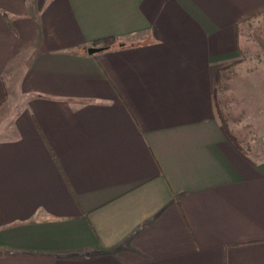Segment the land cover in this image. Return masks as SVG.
Here are the masks:
<instances>
[{"label":"crops","instance_id":"obj_1","mask_svg":"<svg viewBox=\"0 0 264 264\" xmlns=\"http://www.w3.org/2000/svg\"><path fill=\"white\" fill-rule=\"evenodd\" d=\"M261 21L264 0H0V264H264L262 145L218 91L264 117Z\"/></svg>","mask_w":264,"mask_h":264},{"label":"rangeland","instance_id":"obj_2","mask_svg":"<svg viewBox=\"0 0 264 264\" xmlns=\"http://www.w3.org/2000/svg\"><path fill=\"white\" fill-rule=\"evenodd\" d=\"M260 23L261 24L258 27L259 31H256L254 36L252 37V39L256 43L258 42L255 36L264 38V21H261ZM253 55L254 54L250 53L248 55L249 58L247 59H253ZM254 59L264 60V52L260 53L259 57ZM252 71L253 70H250L249 72ZM255 71V73H259L260 77L264 78V68ZM227 88L229 89L230 86L227 85ZM259 88V92L264 95V85L260 84ZM227 90H221L220 86L218 88L219 103L221 107H223L224 105L223 112L225 113V116L222 117L224 119V122L228 127L234 128L235 131L238 129V133L240 134V136L254 134L256 136V139L259 140L260 144L262 145L260 149L258 148L255 150L257 153L260 152L264 157V117H257L255 115H252V103L250 102L252 96L251 91H246L244 87V90L242 89L239 91L241 93L240 97H236L234 89L233 92Z\"/></svg>","mask_w":264,"mask_h":264},{"label":"trees","instance_id":"obj_3","mask_svg":"<svg viewBox=\"0 0 264 264\" xmlns=\"http://www.w3.org/2000/svg\"><path fill=\"white\" fill-rule=\"evenodd\" d=\"M258 44L260 45V47L262 48V50L264 51V38L262 37H259V36H255ZM115 39L111 38V39H106V40H103L101 42H99L100 45L103 46V48H109L111 47L114 43H115Z\"/></svg>","mask_w":264,"mask_h":264},{"label":"water","instance_id":"obj_4","mask_svg":"<svg viewBox=\"0 0 264 264\" xmlns=\"http://www.w3.org/2000/svg\"><path fill=\"white\" fill-rule=\"evenodd\" d=\"M106 48H91L89 49V54L93 55V54H96V53H100L102 52L103 50H105Z\"/></svg>","mask_w":264,"mask_h":264}]
</instances>
